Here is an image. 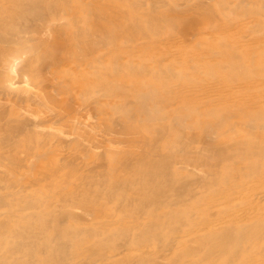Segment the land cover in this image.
<instances>
[{
  "label": "bare ground",
  "instance_id": "obj_1",
  "mask_svg": "<svg viewBox=\"0 0 264 264\" xmlns=\"http://www.w3.org/2000/svg\"><path fill=\"white\" fill-rule=\"evenodd\" d=\"M156 1L155 5L158 4V0ZM173 1L168 5L173 8L172 10L175 11L183 6L179 5L182 2ZM204 1L198 2L197 6L200 3L204 4ZM183 2L185 1L183 0ZM243 2L248 4L257 2L259 8L264 9V0H240L238 4ZM71 3V0H0V56L4 57V59L0 57L2 59L0 66L3 69L11 68L10 63L17 62L26 50L32 54L39 53V58L34 59L33 64L29 63L33 65L30 68L34 67V70L38 72V74L36 73L38 78H32L34 80L31 79L30 82L51 88V92L48 88H43L46 92L48 89V97L45 98L46 95L43 97L48 102L42 99L44 103L46 101V103L54 104V99L60 96L51 98L55 95L52 92L53 88L56 86L54 89L58 88L55 90L58 91L61 89L59 86H63L57 84L59 80L55 81L60 74L64 75L62 68L67 65L66 57L62 56L69 55L76 49L80 50V44L82 47L83 45L86 47V52L83 55L79 53L81 57L78 56L77 60H74V68L86 67L98 70V73L115 75V72L121 67L135 70L137 66L132 62L122 63L121 60L114 63L107 62L110 55L121 51L126 53L127 50L133 52L130 48L134 45H140L144 49L135 56L137 59H143L148 52L161 51L163 46L161 42L136 44V41L145 37L147 39V34L161 26L160 24H168L169 20V24L173 22L169 19L172 16L157 18L151 22L148 18L149 24L147 25L143 24L137 27L134 24L135 28L132 29L130 26L131 29L128 32L127 30L119 32L115 30L118 26L117 20L110 17L112 18L111 24H116L114 26L116 28L113 30L106 28L108 30L99 31L97 26L89 27L86 30L80 29L73 33L70 36L73 38L72 40L61 41L63 43L58 45L55 41V45L46 43L45 34H52L59 40L63 37L65 22L69 21V11L74 7L71 6L69 10ZM143 3V0H140L138 6ZM161 3L159 4L161 5ZM225 3L223 6L228 5ZM164 5L166 4L164 3ZM193 5L192 3V7H194ZM89 6L86 3L80 5L84 10ZM120 6L118 3L116 10L121 9ZM150 9L152 8L149 7ZM89 10L91 12L90 8ZM120 11L123 10H119V14ZM71 12L73 14V10ZM107 12L105 9H101L90 14L92 18L104 21L109 17ZM200 13L199 16L202 15ZM251 16L253 17L251 21L253 26L257 27L259 23L264 22V12L262 11H257ZM196 18H189L186 27L180 31L184 37L188 34L190 37L196 35L194 28L199 23ZM216 18L220 19L216 13H212L208 14L207 19L211 21ZM110 21L106 20L107 23ZM62 22L65 23V26ZM184 23H186L185 20ZM66 33L68 35V32ZM220 34L221 37L226 36L222 32ZM246 36L248 35H241V37ZM48 38L46 37V40ZM51 38L53 39V36ZM188 44L189 42H187V46ZM2 45L7 47L2 48ZM205 46L207 45L205 44ZM258 47L257 49L250 47L251 50H247L248 47L245 50L238 49V53L233 49L235 48L233 45L210 47L214 56L221 57V60L222 57L223 60L225 59L222 60L223 64L227 62L226 66L221 67L223 64L220 65L219 70L225 67L227 68L225 70H228V64L231 69L227 72L222 69L223 75L228 72L230 74H226L227 78L224 76L225 78L220 80L223 84L222 88L213 89L212 94L211 90L208 91L205 87H201L200 83H187L181 89V84L178 83L173 85L163 81L162 84H159L155 81L156 78L154 80H150V78L134 80L131 75L127 77L126 74H124L125 78H130L129 81L118 82L117 79L116 83L110 84L111 81L104 79V82L91 83V85L94 84L92 87L90 84L87 86L81 84L80 86V82L77 81L79 87L76 85L73 87L77 88L74 89L78 93L73 92L74 96L78 95L80 98V95H90L89 97H91L95 94L91 99L88 98L89 100L83 97L89 102L88 105H93L95 115L97 114V117L104 115L116 117L115 120H110L109 117L110 121L108 118L104 119L105 121L98 125L105 129L102 128L104 130L102 132L106 131L105 133H109L110 136L114 134L115 136L116 134L127 136V139L120 136V141L123 140L126 146L131 148L136 147L133 150L135 152H132V149L123 152L117 147H113L115 151L113 148L110 150L109 145L111 141H116L117 136L116 139L112 136L113 140L107 141L110 144L106 146H109L110 149L106 146L104 148L103 141L100 143L103 147L98 149L105 150V153L101 152L104 155L98 152L102 156L92 153L89 147H87L88 150L85 148L86 146L84 147L87 151L83 149L81 141L79 142L82 144L81 147L72 148L77 153L74 154L73 151L72 159L70 158L65 163L60 161L59 164H66L68 169L59 173L61 171L57 162L59 160L49 161L54 153L47 151L49 144L52 143H46L44 135H48V131L47 134L43 132V128H38L36 131L34 130L36 124H31L34 120L29 123L27 119H24L23 126L32 125L33 130L30 126L29 128L35 134L33 132L31 134L28 127V132L25 133L26 127L23 128L22 124H18L21 126L17 125L18 128L13 124L10 128H17V130L12 128L15 131L13 135L11 133L13 130L9 128L10 124H6L8 122L5 121V124L12 131L7 130L5 124H2L3 126L0 124L1 127H4L1 129L6 130L5 135L7 133L12 135L9 134L10 139L14 140L17 136L15 134L24 132L23 139L19 138L18 140L23 141L22 145L26 147L18 145L21 143H18L16 139L17 143L14 142V147L11 145L10 147L19 149L27 156V159L19 158V155L16 157L10 152L11 148L8 152L14 157L10 158L4 154L5 158L2 153L0 155V167H3V169L0 168V264H264V203L259 202L261 198L262 201L264 200V45ZM253 53L258 58H253ZM58 55L60 56L58 57ZM221 60L215 62L216 66L214 63L213 66L210 64L208 70H216L217 64H221ZM20 62L22 63V58L18 63ZM17 64L16 66H18ZM11 69L13 70V67ZM30 70L33 71V69ZM65 71L67 70L65 69ZM142 71L149 73L151 78L159 76L157 77L159 80L164 73L170 77L173 74L172 70L159 64L153 68L143 67ZM46 72V76L50 74V78L44 77ZM75 74L73 76L77 77V73ZM69 75L71 76L70 73ZM79 76L81 74L78 75L77 80H79ZM82 76L80 78L83 79L84 76ZM106 76L108 77V75ZM106 76L102 75L103 78ZM240 76H242L241 80H239ZM3 78L5 80V77ZM67 78V80L71 79L68 76ZM23 79L25 78L23 77ZM82 79L81 83L84 81ZM234 81H238L239 84H229ZM11 82L13 80L7 83L10 85ZM16 82L18 81H15L14 85H18ZM2 83L7 86L0 81L1 85ZM213 86L214 84L209 88H214L217 85ZM68 87L69 90L70 86ZM62 88L65 89V87ZM7 89L8 96H10L11 90H13L11 94L16 92V88L15 90L14 88ZM38 89V91H42L39 87ZM6 90L2 93L4 94ZM31 90H28V93L26 90L24 93L30 94ZM49 92L53 95H49ZM63 92L65 97L68 92L65 93V90ZM17 93H20V96L24 98L22 92H16L15 95ZM196 93H200V95L196 96ZM36 95L38 94L36 93ZM31 96L26 95L25 100L30 98L29 100L32 99L33 103L36 102L34 100L37 97L31 98ZM78 97H76L77 100ZM33 98L35 99L33 100ZM38 98L41 100L40 97ZM102 99L106 100L103 104L100 101ZM69 100H73V96H70L67 101L69 102ZM35 104L37 107V103ZM68 104H66L67 107L64 104V107H66V112H71L74 106L69 109L70 105ZM40 105L41 108L45 106L41 103ZM3 113L2 117H4ZM73 114L72 112L71 114L67 113L66 116L61 114L62 117L58 116L59 118L56 117V119L68 124L70 118L72 120L75 116ZM52 115H49V118H52ZM2 117H0V121ZM202 117L204 120H201ZM13 118L17 121L20 120L16 116ZM39 118L35 120H39ZM58 119L54 120L58 121ZM101 119L103 120V118ZM15 120L8 121L9 123L11 121L12 124ZM40 121L37 122L40 123ZM43 123L42 121L41 124ZM66 123L63 124L66 126ZM38 131L45 133H41L43 136L40 134L43 139L45 137L44 140L42 139L43 142H40L41 138L35 136L39 135ZM129 135L133 137L130 138ZM50 136L48 135V138ZM76 136L80 137V134ZM56 137L53 138L57 140ZM93 137L92 134L91 138ZM6 138L5 140H7ZM24 140L29 143H24ZM115 141L113 144L121 143L119 140ZM9 143H4V146ZM96 143L98 142L96 141ZM104 143L106 142L104 141ZM45 144L49 146L44 147ZM140 147L143 149L142 153L137 152V148ZM54 149L57 148L54 147ZM64 149L68 150L66 147ZM77 149L78 151H76ZM75 155L77 158L78 155L84 156L94 168H90L89 172L87 170V174H84L85 170L81 171L82 173L79 172L76 167V164L79 163ZM33 159L38 160L37 164L34 163L35 166H33ZM64 159L66 160V158ZM249 159H252L253 162L250 161L253 163L252 165L249 164ZM63 168L65 167L63 166ZM95 170L103 172L99 171L100 173L95 174L97 172H94Z\"/></svg>",
  "mask_w": 264,
  "mask_h": 264
},
{
  "label": "rangeland",
  "instance_id": "obj_2",
  "mask_svg": "<svg viewBox=\"0 0 264 264\" xmlns=\"http://www.w3.org/2000/svg\"><path fill=\"white\" fill-rule=\"evenodd\" d=\"M72 1V3H71V5L69 4V10H70V8H71V6L75 9V7H78V8H76L75 10L72 8V10H73V14H74V16H73V14H71L72 12V10H70L69 11V13H70V15H69V17H68V22L66 21L65 23H66V27H67V29H66V27H65V33L62 35L63 37H61V39L59 40V39H57V37L55 38V36L54 35H52V34H50V35H44L45 36V41H46V43H48V44H52V45H55V42H56V45H58L59 43H63L64 41H66V40H72L73 38L72 37H70V36H72V34L73 33H75L77 30H80V29H83V30H86L87 28H93V27H98L99 28V31H101V30H110V29H115L116 27H114V26H116V24H111L112 23V18L113 19H115V21L117 20V28L115 29V30H117V31H126L127 30V32L132 28H135L134 27V24L137 26V27H140V26H142L143 24H149V20H150V22L151 21H153L154 19H157V18H167V17H173V19H172V17L171 18H169V19H171L173 22L172 23H170L169 24V22H170V20H169V22H168V24L166 23H162V24H160L161 26H158V28L156 27V28H154L155 29V32H154V29L150 32V33H148L147 34V39H146V37L143 39V38H140L138 41H136V44H139V43H142V42H144V43H142V44H149L150 42H161L162 43V48H161V51H155V52H151V53H146V55L143 57V59L142 58H135V56L137 55V54H140L139 52H141V51H144V49L143 48H141V46L140 45H134V46H132L131 48H130V50H132L133 52H129L128 50H127V52L126 53H124L123 51H121V52H119V53H117V54H113V55H110L108 58H107V62H110V63H114V62H120V60H121V62L123 63V62H132L133 64H135L136 66H137V68L135 69V70H132L131 68H129V67H121L120 68V70H118L117 72H115V75L113 74L112 75V73L111 74H104V73H98L96 70H94V69H89V68H86V67H80V68H74V64H73V62H74V60L76 61L77 60V57L79 56V57H81L80 56V54L81 55H83L84 54V52H86V47L83 45V47H82V45L80 44V46H79V48H80V50H74V51H72L69 55H64V56H62V57H66V59H67V65L65 66V67H67V68H65V67H63L62 69H63V71L65 72H62L64 75V77L63 76H61V74H60V76H58L57 78H59V79H55V81L56 80H59V82L57 83L58 85H63V86H59V88H61V89H59L58 91H55L56 89H58V88H56V89H54L56 86H55V84H56V82L55 81H53V83L55 82V84H54V88H53V93L56 95H53V93H50L51 91H50V87H44V86H39V85H36V84H34V82L32 83V82H30V80L32 79V78H34L35 79V77L36 78H38V76H36L37 74H38V72L36 71V70H34V67H32V68H30L31 66H33V65H31V64H33L35 61H34V59L35 60H37L38 58H39V53H29L27 50V54H25L26 53V51H25V53L24 54H21V55H23V56H21L19 59H18V61L16 62H13V64L12 63H10V65L9 66H12L13 67V70L10 68V67H8L7 69H3L1 66H0V77H1V82H4V84H7V86L6 85H3V83H2V85L0 86V106L3 108H1L0 109V117H2L3 115H2V113H3V111L5 110V112L3 113L4 114V117H2L1 118V121H0V124L2 125H4L5 124V121L6 122H8V123H6V124H10V126H9V128L13 125V124H15V126L17 127V125L18 124H22L23 122H24V119H27V121L30 123V122H33L32 120H34V122L33 123H31L32 125L35 123L36 124V129H34V130H36L37 131V129L38 128H43L44 129V131L43 132H45L46 134H47V131L49 132L48 133V135H51L49 138H50V141H48V135H44L45 137H46V139H45V137H44V139L45 140H47L46 141V143L48 142V144H49V142H52V143H50L49 145L51 146H49V145H47V144H45L46 146H44V147H48L49 146V148L47 149V151L48 152H52V153H54V154H52L53 156L51 157V160H50V158H49V161L51 162L52 160H55V159H57V160H59V161H57L58 162V165H60L59 163H60V161H64V163L65 162H67V161H69L70 160V158L72 159L73 158V155L74 154H77V153H75V150H73L72 148H75L76 146L78 147H81L82 146V144H83V149H85V148H87V147H89L90 148V151L92 152V153H98V152H104L105 153V150L104 149H101L102 147H101V144L100 143H102V141H103V143H102V145H104V148H105V146L107 145V144H110L109 142H107V141H111V140H113V138H112V136L115 138L116 136H117V139L120 141V139H121V137L124 139H127L128 137L127 136H123V135H120V136H118L117 134H116V136H115V134L114 133H111V134H114V135H112V136H110L109 135V133H103L102 131H104L105 129L103 128V126H102V128L104 129H102L101 128V125L100 126H98L101 122H104L105 120H107V118H108V120H109V117H110V120H115L116 119V117L114 116H106V115H104V116H96L95 115V109H94V107H92L93 105H88L89 104V102H87L85 99H87V100H89L88 98H90L91 99V97H93L94 95H92L91 97H89L90 95H88V96H81L80 95V98L78 97V95H76V96H74L75 94L73 93V92H75V89H77V88H75V87H73V86H77V87H79L78 85L80 84V86H81V84L82 85H89L90 84V86L92 87L93 85H91V83H97V82H104V79H108L109 81H111L110 82V84H112V83H116V81L115 80H117L118 79V82H122L123 80H127V81H129V79L130 78H125V75L124 74H126V76L128 77V76H132L131 78L133 79L134 78V80H139V79H149L150 78V80L152 79V80H154L155 78V81L157 82V83H159V84H162V82L163 81H165L166 83L168 82V84H175V83H178V84H181V89H183L184 88V86L185 85H187V83H195V84H197V83H200L201 84V87H205V89H207L208 91H210L211 90V94H212V90L213 89H215V88H222V86H223V84H222V82L220 81V80H223L225 77H226V74L228 75V74H230L229 72L228 73H226L230 68V65L228 64V70H225V68H222V69H224V71H226L225 73V75H223V73H224V71L221 69V70H219V66L220 65H222L223 63V61L225 60H223V57H222V60H221V57H217V56H214L213 55V53H211V51H210V49L212 48V47H214V46H220V45H225V46H228V45H233L235 48H233L235 51H236V53H238V49H240V50H245L246 49V47H248L247 48V50H251V48H253V47H256V49L257 48H259L258 46L260 45V47L261 46H263L264 45V30H263V28H262V26H264V22H261V23H259L258 24V26L257 27H259L260 29H258L256 26H253L252 25V19H253V17L251 16L252 14H254L255 12H257V11H262V12H264V9H261V8H259V4L256 2V4L254 3V4H248L247 2H243V3H240V4H238V1H240V0H206V1H204V0H184L185 2H183V0H176V3H181V4H179V5H183V6H180L181 8L180 9H175V11L174 10H172L173 8L171 7V9H170V7L168 6L169 4H172L171 2L173 1V0H161V2H160V0H158V4L157 5H155L156 3H157V1L156 0H143V4H141V6H138V3H139V1L140 0H106V1H104V0H85V3H86V5L88 4V5H90L88 8H86L85 10H84V8H81L80 7V5L81 4H85L84 3V0H71ZM104 1V2H103ZM134 1H135V5H134ZM188 1V2H187ZM190 1V2H189ZM204 1V4L203 3H200V4H203V5H200V4H198V6H197V3L198 2H203ZM225 1H226V3L228 4V5H224L223 6V3H225ZM81 2H83V3H81ZM106 2V3H105ZM167 2V3H166ZM173 2H175V0L173 1ZM208 2V3H207ZM76 3H77V6H76ZM118 3H119V6L121 7V9H119V10H123L122 12L120 11V14H119V10H116L117 8V5H118ZM132 3V4H131ZM159 3H161V5H162V7H161V5L159 4ZM164 3L166 4V5H164ZM192 3L194 4L193 6L194 7H192ZM206 3V4H205ZM220 3H221V5H220ZM225 3V4H226ZM44 5H46V3H43ZM149 4V5H148ZM123 5H125V6H123ZM163 5H164V7H163ZM187 5V6H186ZM191 5V6H190ZM247 5V6H246ZM83 6V5H82ZM137 6V7H136ZM143 6V7H142ZM155 6V7H154ZM222 6H223V8H222ZM237 6V7H236ZM264 6V5H263ZM123 7V8H122ZM149 7L150 8H152V9H150L149 10ZM202 7V8H201ZM89 8L91 9V12H90V10H89ZM139 8V9H138ZM145 8V9H144ZM158 8V9H157ZM167 9V10H165V9ZM191 8V9H190ZM211 8V9H210ZM245 8H246V10H245ZM94 9V10H93ZM106 10V12H107V10H108V12H107V14L109 15V17H108V19H106V20H108V22H109V20H111L110 21V23H107L106 22V20H104L105 21V23H104V21L102 20V19H100V20H96V19H94V18H92V16H91V14L90 13H94V12H98V10ZM169 9V10H168ZM201 9V10H200ZM204 9V10H203ZM78 10V11H77ZM89 10V11H88ZM96 10V11H95ZM130 10V11H129ZM248 10V11H247ZM87 11H88V13H87ZM110 11V12H109ZM118 11V12H117ZM180 11V12H179ZM183 11H184V13H183ZM200 11H201V13H200ZM252 11V12H251ZM90 12V13H89ZM126 12H128V13H126ZM130 12V13H129ZM140 12V13H139ZM143 12V13H142ZM165 12V13H164ZM239 12H241L240 14H239ZM68 13V12H67ZM170 15H169V14ZM176 13V14H175ZM179 13V14H178ZM194 13V14H193ZM199 13L200 14H202V15H200L199 16ZM212 13H216L219 17H220V19L219 18H216V19H214V20H211L210 21V19H207L208 18V14H212ZM243 13V14H242ZM245 13V14H244ZM251 13V14H250ZM77 14V15H76ZM118 14V15H117ZM149 14V15H148ZM152 14V15H151ZM188 14H189V16H188ZM191 14H192V16H191ZM205 14V15H204ZM207 14V15H206ZM107 15V16H108ZM115 15H116V17H115ZM126 15V16H125ZM160 15V16H159ZM248 15V16H247ZM117 16H118V19H117ZM121 16H122V18H121ZM153 16H155L154 18H153ZM176 16V17H175ZM74 17V18H73ZM80 17V18H79ZM110 17H112V18H110ZM150 17H152V18H150ZM188 17V18H187ZM194 17L196 18V20H197V22H199L198 24H196V26H195V28H194V31H195V33H196V35L194 36V37H190L189 36V34H188V36H185L186 37V39H185V37L182 35V32L180 33V31H182L186 26V24H187V21H189V18L190 19H194ZM202 17V18H201ZM251 17V18H250ZM72 18V19H71ZM120 18V19H119ZM148 18H149V20H148ZM187 18V19H186ZM225 18V19H224ZM181 19V20H180ZM118 20H120L119 22H118ZM184 20L186 21V23H184ZM220 20V21H219ZM74 21V22H73ZM78 21V22H77ZM114 21V20H113ZM181 21V22H180ZM249 21V22H248ZM82 22H83V24H82ZM130 22V23H129ZM163 22H165V21H163ZM196 22V23H197ZM62 23H64V22H62ZM65 23L63 24L64 26H65ZM114 23V22H113ZM224 24V25H222V24ZM228 23V24H227ZM121 24V25H120ZM132 24V25H131ZM230 24H231V26H230ZM95 25V26H94ZM104 25H106L105 27H104ZM174 25V26H173ZM130 26H131V28H130ZM164 26V27H163ZM114 27V28H113ZM251 27L253 28L252 30H253V33H254V35H253V33H251L252 32V30H251ZM68 28H69V30H68ZM102 28V29H101ZM106 28H108V29H106ZM129 28V29H128ZM164 28V29H163ZM172 28H174V29H172ZM182 28V29H181ZM97 29V28H96ZM234 29V30H233ZM174 30V31H173ZM251 30V31H250ZM162 31V32H161ZM246 31V32H245ZM248 31H250V34H248ZM66 32H68V35H67V33ZM71 32V33H70ZM223 33V34H225L226 36H224V37H221V34L220 33ZM69 33H70V35H69ZM155 33V34H154ZM48 34V33H47ZM203 34V35H202ZM182 35V36H181ZM211 35H213V36H211ZM241 35H248V36H246V37H241ZM44 36H43V38H44ZM48 36H49V38H48ZM53 36V39L51 38ZM68 36H69V39H68ZM229 36V37H228ZM46 37L48 38L47 40H46ZM197 37V38H196ZM259 39H258V38ZM203 38V39H202ZM56 39V40H55ZM143 39V40H142ZM252 39V40H251ZM201 40V41H200ZM258 40V41H257ZM52 41V42H51ZM55 41V42H54ZM59 41V42H58ZM61 41H63V42H61ZM189 42V44H188V46H187V42ZM245 41V42H244ZM254 41H255V43H254ZM54 42V43H53ZM185 42V44H183ZM201 42V43H200ZM211 43V44H210ZM1 44V43H0ZM172 44V45H171ZM174 44V45H173ZM205 44L207 45V46H205ZM253 44V45H252ZM1 46V45H0ZM138 46V47H137ZM164 46H165V48H164ZM193 46H194V48H193ZM5 47H7L6 45L4 46V45H2V48H5ZM211 47V48H210ZM251 47V48H250ZM78 48V49H79ZM141 48V49H140ZM140 49V50H139ZM134 50H136V51H134ZM168 50V51H167ZM172 51V52H171ZM73 52H75V53H73ZM174 52V53H173ZM29 53V54H28ZM80 53V54H79ZM38 54V55H37ZM77 54H79V55H77ZM119 54V55H118ZM176 54V55H175ZM192 54V55H191ZM29 57H28V56ZM31 55H32V58H31ZM61 55H63V54H61ZM128 55V57H126ZM256 54L255 53H253L252 54V56H253V58H258L257 56H255ZM60 55H58V57H59ZM0 57H2V59H4V57L3 56H0ZM57 57V56H56ZM57 57V58H58ZM71 57V58H70ZM74 57V58H73ZM76 57V58H75ZM121 57V58H120ZM195 57V58H194ZM217 57V58H216ZM22 58V63L20 62V63H18L19 62V60ZM25 60H24V59ZM50 57H48V59H49ZM133 58V59H132ZM203 58V59H202ZM220 58V59H219ZM2 59H0V60H2ZM31 59V60H30ZM51 59V58H50ZM58 59H60V58H58ZM145 59V60H144ZM162 59V60H161ZM13 60H15V59H13ZM218 60H219V62H220V60H221V64H217V66L218 67H216V70L215 69H213V70H215V71H209L208 70V68H209V66H210V64H211V66H213V63L215 64V66H216V63L218 62ZM28 61V62H27ZM30 61V62H29ZM49 61V60H48ZM145 61V62H144ZM197 61V62H196ZM217 61V62H216ZM24 62V63H23ZM32 62V63H31ZM135 62H137V63H135ZM216 62V63H215ZM18 63V64H17ZM29 63H31V64H29ZM225 63H227V62H224V64L221 66V67H223V66H226L225 65ZM16 64L18 65V66H16ZM157 64H159V65H161V66H163V67H166V68H168V69H170V70H172V72H173V74H171V77L168 75H166L165 73L164 74H162L161 76H160V80L157 78V77H159V76H155V77H152L151 78V76H150V74L149 73H146V72H143L142 71V69H143V67H154V66H156ZM15 65V66H14ZM144 65V66H143ZM142 66V68H139V67H141ZM16 67V68H15ZM192 67V68H191ZM220 67V68H221ZM25 68V69H24ZM28 68H30V69H33V71H31L30 69H28ZM107 68H109V67H107ZM217 68H218V70H217ZM18 69V70H17ZM20 69V70H19ZM65 69L67 70V71H65ZM79 69V70H78ZM139 71H138V70ZM227 69V68H226ZM4 70V71H3ZM9 70V71H8ZM12 71V73H11V71ZM17 70V71H16ZM28 70H30V71H28ZM122 70V71H121ZM231 70V69H230ZM229 70V71H230ZM78 71V72H77ZM134 71V72H133ZM136 71H138V72H136ZM37 73V74H36ZM68 75H67V74ZM69 73L71 74V76L69 75ZM74 73V74H73ZM75 73H77V77H75V76H73V75H76ZM117 73V74H116ZM171 73V72H170ZM232 73V72H231ZM3 74V75H2ZM46 74H47V72L45 73V76L44 77H47V78H50L51 76H50V74L48 75V76H46ZM70 78L71 77V79H69V80H67L68 78H67V76ZM79 74H81V76L83 77V79L82 78H80L81 76H79V80H77L78 79V75ZM108 75V77L106 76V78H103L102 77V75ZM19 76V78H18V76ZM135 75V76H134ZM187 75V76H186ZM112 76H113V78H112ZM119 76V77H118ZM168 78H167V77ZM176 76V77H175ZM225 76V77H224ZM3 77H5V80H6V82H5V80H4V78ZM17 77V78H16ZM23 77L25 78V79H23ZM60 77H62V78H60ZM66 77V80H64V78ZM110 77V78H109ZM162 77H164V78H162ZM221 77V78H220ZM223 77V78H222ZM92 80V82H90L89 83V81H91L90 79ZM124 78V79H123ZM196 78V79H195ZM227 78V77H226ZM239 78V77H238ZM237 78V79H238ZM241 78H242V76H240V78H239V80H241ZM9 79V80H8ZM15 79V80H14ZM19 79V80H18ZM34 79H32V80H34ZM64 81H62V80ZM73 79H75L74 81H73ZM81 79L82 80H84V81H82V83H81ZM86 79V80H85ZM112 79H113V81H112ZM163 79H165V80H163ZM168 79V80H167ZM176 79V80H175ZM237 79H235V80H237ZM2 80H4V81H2ZM11 80H13V82H11V84L9 85L7 82H9V81H11ZM20 80H22L21 81V84H19V81ZM31 80V81H32ZM71 80V81H70ZM101 80V81H100ZM15 81H18V82H16V83H18V85L16 84V85H14V82ZM26 81V82H25ZM66 81H68V82H70L71 83V85H69L70 83H68V82H66ZM77 81H78V83H77ZM87 81H88V84H87ZM97 81V82H96ZM109 81H107L108 83H109ZM131 81V80H130ZM25 84H24V83ZM35 82H37V81H35ZM83 82H84V84H83ZM85 82H86V84H85ZM106 82V83H107ZM23 83V84H22ZM63 83V84H62ZM233 83L236 85V83H238V81H234V82H232V83H229V84H232L233 85ZM30 84V85H29ZM74 84V85H73ZM208 84V85H207ZM214 84V86L215 85H217V86H213L214 88H209L211 85H213ZM239 84V83H238ZM237 84V85H238ZM58 85H57V87H58ZM46 86V85H45ZM68 86H70V91L68 90V88L67 87ZM36 87V88H35ZM38 87L40 88V90H42V91H44L43 90V88H48L49 89V95H53V96H51V98L52 99H54V97H57V95H60L59 97H57V98H55L54 99V104L53 103H46V101H45V103H44V100H47V99H45V98H47L48 97V95H47V93H48V89H47V92H46V90L44 91V92H42V91H38L39 89H38ZM62 87H65V89L64 88H62ZM73 87V88H72ZM206 87H208V88H206ZM7 88H14V90H15V88H16V92H22V95L24 94V98H22L23 96H20L21 94L19 93H17V95H15L16 94V92H14V94H11L12 93V91L13 90H9L10 91V96H8L9 94H7L8 92V89ZM26 88H28V89H26ZM75 88V89H74ZM2 89H4V90H6L5 92H4V94L2 93L3 91H2ZM32 89V90H31ZM33 89H35L34 91L38 94V95H36V93L33 91ZM65 90V93L66 92H68L67 93V95L65 94V97H64V94H62V92ZM27 90V93H28V90H31L29 93L30 94H27L26 92L24 93V91H26ZM37 90V91H36ZM34 92V93H33ZM61 92V93H60ZM70 92V93H69ZM76 92H77V90H76ZM75 92V93H76ZM64 93V92H63ZM78 93V92H77ZM115 93V92H114ZM34 95V96H31V95ZM62 94V95H61ZM71 94V95H70ZM26 95H28L29 97L31 96V98L32 97H37L36 99L35 98H33V100L34 101H36V102H32L31 100H29V99H26L25 100V97H26ZM46 95V96H45ZM97 95H99V94H97ZM196 96H198V95H200V93H196L195 94ZM19 96V97H18ZM45 96V98H43ZM67 96H69L68 98H66ZM70 96H73V100H69V102L67 101L69 98H70ZM19 98L18 100L16 99V98ZM23 99H21V98ZM38 97H40L41 98V100H39V98ZM76 97H78V100L79 99H83V100H85L86 101V103H85V101H81V100H77V98ZM82 97V98H81ZM83 97H85V99L83 98ZM27 98V97H26ZM72 98V97H71ZM8 99V100H7ZM42 99H44L43 100V102H42ZM52 99H51V101H52ZM65 99H67V100H65ZM20 100H22V102H23V104H22V102H20ZM25 100V101H24ZM50 100V99H49ZM55 100H56V104H55ZM17 101V103H15ZM28 101V102H27ZM64 101H65V103H64ZM101 101V103L103 104L106 100H104V99H102V100H100ZM47 102H48V100H47ZM69 103L68 105H70V107H69V109H71L73 106V108H72V110H71V112H72V114H73V112H74V114L73 115H75V116H73V118H72V120H71V118H70V122L67 124L66 122H63L64 124L66 123L67 125L65 126L63 123H62V121H60L59 122V117L58 116H60V117H62V116H66L67 115V113H70L71 114V112L70 111H68V112H66V107H67V103ZM82 102V103H81ZM84 102V103H83ZM21 105H20V104ZM31 103H33L32 105H31ZM35 103H37V107H36V104ZM40 103L41 104H43V106H44V104H45V111H44V109L43 108H41L42 106L40 105ZM59 103V104H58ZM77 103V104H76ZM83 104V105H81V104ZM30 104V105H29ZM53 106H52V105ZM64 104L66 105V107H64ZM76 104V105H75ZM28 105V106H27ZM35 105V106H34ZM40 105V106H39ZM79 105V106H78ZM81 105V106H80ZM87 105V106H86ZM49 106V107H48ZM40 109H39V108ZM54 107V108H53ZM81 107V108H80ZM84 107V108H83ZM88 107V108H87ZM6 108V109H5ZM76 108V109H75ZM80 108V110H77V109H79ZM84 110H83V109ZM87 108V109H86ZM27 109H28V111H27ZM41 109H43V110H41ZM63 109V110H62ZM88 111H86V110ZM94 111H93V110ZM7 110V111H6ZM38 110H40V111H38ZM48 110H50V111H48ZM65 110V111H64ZM74 110V111H73ZM83 110V111H82ZM2 111V112H1ZM11 111V112H10ZM52 111H53V113H52ZM58 111V112H57ZM76 111V112H75ZM10 112V113H9ZM36 112V113H35ZM44 112V113H43ZM47 112V113H46ZM48 112H51V113H48ZM6 113H8L7 114V116L8 117H10V118H8L7 116H6ZM81 113V114H80ZM88 113H90V114H88ZM94 113V114H93ZM53 114V115H52ZM57 116H56V115ZM60 114V115H59ZM61 114H62V116H61ZM48 115V116H47ZM49 115H52V118H49ZM17 117V118H19L20 120H15V118H13V117ZM18 116H20V117H18ZM37 116V117H36ZM55 116V117H54ZM78 116V117H77ZM40 117V118H39ZM43 117V118H42ZM47 117V118H46ZM51 117V116H50ZM56 117H58L57 119H58V121H55V120H57L56 119ZM72 117V116H71ZM97 117V118H96ZM103 118V120L101 119V118ZM106 117V118H105ZM36 118H39V120H35ZM203 119H201V120H204V117H202ZM207 118V117H206ZM23 119V120H22ZM28 119H30V120H28ZM52 119V120H51ZM55 119V120H54ZM76 119V120H75ZM105 119V120H104ZM207 119H209V118H207ZM8 120H12V121H14L15 120V122H13L12 124H11V121H10V123H9V121ZM41 120V121H40ZM97 120H101L100 122L99 121H97ZM109 120V121H110ZM3 121V122H2ZM16 121L18 122L17 124H16ZM26 121V120H25ZM26 121V122H27ZM37 121H40V123L39 122H37ZM42 121L44 122L43 124H41L42 123ZM76 121H78L79 122V124H78V122H76ZM21 122V123H20ZM25 122V123H26ZM37 122V123H36ZM81 122V123H80ZM98 124H97V123ZM24 123V125H26ZM41 124V125H39V124ZM46 123H47V125H46ZM6 124L4 125V126H6ZM72 126H71V125ZM1 125H0V145H2V146H0V148L1 147H3V148H1L0 149V155H1V153H2V156L3 157H5L6 158V156L7 157H14V156H16V157H18V155L20 156L19 158H22V159H27V156L26 155H24L23 154V152H20V150L19 149H16V148H13L14 146V142H15V139L16 140H18L19 138L22 140L23 138V136L25 135L24 134V132H21L22 134H20V133H17V134H15V135H17L18 136V134H20L18 137L16 136V138H15V136H14V140H13V138H9L10 137V133H7L6 135H5V131L6 130H4V129H1V128H4V127H1ZM2 125V126H3ZM20 125H18V127H21ZM32 125H27V126H23V124H22V127L23 128H25V133L26 132H28L27 131V129L29 128V126L31 127ZM39 125V126H38ZM44 125V126H43ZM77 125V126H76ZM82 126L81 128L79 127V126ZM96 127H95V126ZM102 125H104L103 123H102ZM38 126V127H37ZM83 126H84V129H83ZM90 126V127H89ZM7 128H8V125L6 126ZM17 127V128H18ZM28 127V128H27ZM35 127V126H34ZM75 127V128H74ZM97 127L100 129H98L97 130ZM6 128V129H7ZM9 128L7 129V130H9ZM13 129H16L17 130V128H15V127H12ZM12 128H10V129H12ZM32 128V130H33V127H31ZM31 128H29L28 130H30L31 131ZM46 128V129H45ZM73 128V129H72ZM95 128V129H94ZM12 129V130H13ZM43 129H40V130H43ZM48 129V130H47ZM81 129V131L79 132V130ZM88 131H87V130ZM12 130H9V131H12ZM23 131V130H22ZM29 131V132H30ZM72 131H76L75 133L73 132L72 133ZM77 131H78V133H77ZM85 131V132H84ZM15 131L13 130V132H11L12 134L14 133ZM35 134V132L34 131H31L30 133L31 134H33V133ZM42 134H45V133H43L42 131H40ZM88 132V133H87ZM92 132V133H91ZM101 132H102V134H101ZM108 132V131H107ZM3 133V134H2ZM38 133H39V131H38ZM41 133H39V135H35V136H37V138H41V140H40V142H43V138L40 136V134ZM52 133V134H51ZM90 133V134H89ZM10 134V135H9ZM24 134V135H23ZM41 134V135H42ZM78 134V136H79V134H80V137H77L76 135ZM88 134H89V137H88ZM92 134H93V138H91L92 137ZM105 135V137H104V135ZM107 134V135H106ZM14 135V134H13ZM23 135V136H22ZM52 135H53V137H56V139L57 140H55V138H53L52 137ZM100 135V136H99ZM109 135V136H108ZM12 136V135H11ZM43 136V135H42ZM74 136V137H73ZM75 136H76V138H75ZM85 136V137H84ZM104 138H103V137ZM3 137V139H1ZM6 137H8V138H6ZM87 137V138H86ZM119 137V138H118ZM129 137L131 138V137H133V136H131V135H129ZM5 138L8 140H5ZM54 140H53V139ZM73 138H74V140H73ZM82 138V139H81ZM86 139V140H84V139ZM109 138V139H108ZM112 138V139H111ZM43 139V140H42ZM100 139H102V140H100ZM104 139V140H103ZM106 139V140H105ZM116 139V138H115ZM116 139V141H118ZM4 140H5V142H4ZM10 140V141H9ZM62 140H64V141H62ZM90 140H92V141H90ZM94 140H96L98 143H96V141H94ZM1 141H3L5 144L6 143H9V144H7V146L5 145L4 146V143L3 142H1ZM13 143H12V142ZM58 141V142H57ZM82 141V142H81ZM86 143H85V142ZM104 141L106 142V143H104ZM115 141V140H114ZM113 141V142H114ZM115 141V142H116ZM123 141V140H122ZM120 141L121 143V145L119 144L118 145V143H117V145H116V143H114L113 144V142L111 141V144L109 145L110 146V148H109V146L107 147L106 146V148H109L110 150H113V151H115V148L117 147V149L118 150H120V151H125V152H128V151H126V150H131L132 149V152H135V151H133L134 149H136V147L135 148H131L130 146H126V143L123 141ZM18 143L20 142L21 144H18V145H22L23 144V141L21 142L20 140H18L17 141ZM17 142H15V143H17ZM28 142V141H27ZM27 142H25V140H24V143H27ZM57 142V143H56ZM63 142V143H62ZM79 142H81V143H79ZM93 142V143H92ZM2 143V144H1ZM12 143V144H11ZM29 143V142H28ZM45 143V142H44ZM92 143V144H91ZM123 143V144H122ZM59 144V145H58ZM78 144V145H77ZM87 144V145H86ZM89 144V145H88ZM125 144V145H124ZM10 145L11 146H13V147H10ZM27 145V144H26ZM81 145V146H80ZM93 145V146H92ZM116 145V146H115ZM124 145V147H122ZM9 146V147H8ZM17 146V145H16ZM23 146V145H22ZM27 146H29V145H27ZM73 146V147H72ZM86 146V147H85ZM112 146V147H111ZM4 147H6V148H4ZM23 147H26V146H23ZM54 147L55 148H57V149H54ZM63 147V148H62ZM66 147V149H68V150H65L64 148ZM85 147V148H84ZM99 147H101L100 149H98ZM113 147H115V148H113ZM122 147V148H121ZM127 147H129V148H127ZM9 148V149H8ZM10 148L12 149L10 152L12 153V154H14V156L10 153V152H8L9 150H10ZM50 148H51V150H50ZM113 148V149H112ZM121 148V149H120ZM14 149V150H13ZM59 149V150H58ZM61 149V150H60ZM71 149V150H70ZM116 149V150H117ZM122 149H124V150H122ZM138 150H137V152H140V153H142L143 152V149L140 147V148H137ZM18 150V151H17ZM41 150L43 151V149L41 148ZM56 150H58V151H56ZM86 150V149H85ZM87 150H88V148H87ZM86 150V151H87ZM106 150H108V149H106ZM16 151V152H15ZM44 151L46 152V150L44 149ZM53 151H55V152H53ZM60 151H62V152H60ZM64 151H65V153H64ZM71 153H70V152ZM73 151H74V154L72 155V153H73ZM76 151H78V149L76 150ZM90 151H89V153H90ZM13 152H15V153H13ZM17 152H20V153H18L17 154ZM130 152V151H129ZM10 153V154H9ZM67 153V154H66ZM104 153L102 154V155H104ZM4 154L6 155V156H4ZM16 154V155H15ZM61 156H60V155ZM101 154H95V155H98V156H100ZM23 157H22V156ZM57 155V156H56ZM66 155V156H65ZM69 155V156H68ZM90 156H92V154H89ZM94 155V154H93ZM101 155V156H102ZM26 156V157H25ZM71 156V157H70ZM76 156V159H78V163L79 164H76L77 166V170L79 171V172H81V171H83L84 172V170H85V173L84 174H87V170H88V172L89 171H91V169H93L94 168V166H92V164H90L91 162H88L87 161V159L86 158H84V156L82 157V156H80V155H78V158H77V155H75ZM74 156V157H75ZM107 156V155H106ZM54 157V158H53ZM67 157H68V159H67ZM79 157H80V159H82L83 158V160H80L79 159ZM64 158H66V160L64 159ZM251 158V157H250ZM61 159V160H60ZM106 159V158H105ZM108 159V158H107ZM81 161H82V163H81ZM84 161V162H83ZM87 161V162H86ZM253 162L252 161V159H249V164L250 165H252L253 163H251V162ZM61 162V163H62ZM86 162V163H85ZM34 163H38V160H36V159H33V166H35L36 164H34ZM63 163V164H64ZM89 163V164H88ZM85 164V165H84ZM86 164H87V166H86ZM62 165V164H61ZM59 166V168L61 169V171L59 172V173H62L64 170L65 171H67V169H68V166L66 167L65 165H62V166ZM84 165V166H83ZM63 166L65 167V168H63ZM89 166V167H88ZM82 169H81V168ZM86 167V168H85ZM93 167V168H92ZM1 169H3V167H0ZM47 168V167H46ZM91 168V169H90ZM1 171H3V170H1ZM64 171V172H65ZM97 170H95L94 172H96ZM103 172L102 170H98L95 174H97L98 172ZM99 172V173H100ZM119 172H121V171H119ZM197 173H201L200 171H196ZM82 173V172H81ZM90 175V174H89ZM88 176V175H87ZM85 179H88V177H85ZM262 199V198H261ZM259 200V202L260 203H264V200L262 201V200ZM264 199V198H263ZM262 201V202H261Z\"/></svg>",
  "mask_w": 264,
  "mask_h": 264
}]
</instances>
